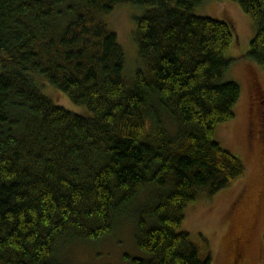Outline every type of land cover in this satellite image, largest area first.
Returning a JSON list of instances; mask_svg holds the SVG:
<instances>
[{"label": "trees", "instance_id": "16d2710c", "mask_svg": "<svg viewBox=\"0 0 264 264\" xmlns=\"http://www.w3.org/2000/svg\"><path fill=\"white\" fill-rule=\"evenodd\" d=\"M204 1L0 0V264H74L70 248L103 251L133 228L146 258L131 264H211L185 210L246 168L215 140L241 98L225 81L234 23L197 17ZM215 1L252 20L264 71V0ZM127 8L131 72L110 21Z\"/></svg>", "mask_w": 264, "mask_h": 264}, {"label": "rangeland", "instance_id": "374dc122", "mask_svg": "<svg viewBox=\"0 0 264 264\" xmlns=\"http://www.w3.org/2000/svg\"><path fill=\"white\" fill-rule=\"evenodd\" d=\"M226 14L234 23V38L225 81L240 87L241 98L234 111L235 119L217 128L215 140L244 164L246 175L211 198L201 197L189 205L182 231L190 236L202 257L211 258V264H236L237 260L239 264H264V71L249 58L256 28L232 2L206 0L195 10L197 17L218 21H225ZM133 19L128 8L110 19L127 54L129 72L138 59ZM253 86L261 89V99L251 100ZM56 93L51 90L49 94L55 105L89 117L84 108L75 107L66 96ZM136 236L133 228L124 241L119 236L107 239L103 251L76 246L70 248L67 259L74 264H131V260L146 258L138 249Z\"/></svg>", "mask_w": 264, "mask_h": 264}]
</instances>
